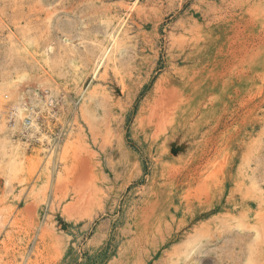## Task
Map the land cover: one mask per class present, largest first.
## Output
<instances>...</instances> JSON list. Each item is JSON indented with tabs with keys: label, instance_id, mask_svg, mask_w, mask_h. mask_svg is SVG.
Returning a JSON list of instances; mask_svg holds the SVG:
<instances>
[{
	"label": "rangeland",
	"instance_id": "rangeland-1",
	"mask_svg": "<svg viewBox=\"0 0 264 264\" xmlns=\"http://www.w3.org/2000/svg\"><path fill=\"white\" fill-rule=\"evenodd\" d=\"M27 1L32 9L44 8L43 15L45 8L72 9L52 21L54 50L65 44L59 29L66 28L73 50L87 51L91 62H78L86 74L81 81L67 79V95L48 92L27 70L20 87L35 84L23 103L37 113V129L28 125L18 133L14 118L0 121V264H169L174 249L184 250L198 233L184 227L182 239L160 240L192 216L199 217L189 226L203 228L195 237L197 264H264V0ZM97 19H123L112 63L100 61V49L113 30ZM200 34L208 37L205 45L213 50L231 108L217 101L213 137L205 118L166 158L164 141L143 148L136 117L155 81L177 64L179 44L192 46L196 39H188ZM4 40L0 31V111L13 101L2 79L17 60ZM67 69L71 76L72 67ZM69 99L84 118L80 112L76 122L68 118ZM103 117L111 140L101 139ZM55 146L65 165L59 160V183L42 189L39 172L43 163L50 168ZM162 194L165 203L156 200Z\"/></svg>",
	"mask_w": 264,
	"mask_h": 264
},
{
	"label": "bare ground",
	"instance_id": "bare-ground-1",
	"mask_svg": "<svg viewBox=\"0 0 264 264\" xmlns=\"http://www.w3.org/2000/svg\"><path fill=\"white\" fill-rule=\"evenodd\" d=\"M38 6L39 4L35 3L33 7H38ZM33 9L27 0H1L0 1V29H1L0 31L4 35V39H5L4 44L6 46V51L9 52V55H11L12 58L17 56V60L14 61L12 64L13 73H10V75L6 77V81L3 80L4 77L2 79V81H4L3 84H5V82H8V84L6 83L7 84L6 88L7 87L10 88L9 91L13 92V93L8 92L5 96L7 98H11V100L13 98V101L11 102L12 105L9 104L7 105L8 107L5 106V111H0L1 112L0 116H3V117H0V121L3 122V120L7 119L9 116L10 118L11 117L14 118V126L15 128H17L16 131L18 133L21 131L22 128H27L28 125H29L30 130L32 129L35 130L38 127L37 124H35L34 122V118L36 116L35 114L37 113L34 111L33 107H31L29 104L23 103L27 101V99L23 98L24 97L23 95L26 94L27 90L30 87L35 89V84L30 86V85H27L28 83L20 87V85L24 81V78L26 77V72H28L27 70H32L39 75V77L36 76V78L38 79L37 81L40 80V83L38 82L37 83L40 86L43 84L46 85L47 87L46 89L48 92L49 91L51 92L52 89H55L57 91H62L63 93H65V95H67L66 94L67 91H65L64 89V87L67 86V85L66 86L64 85L67 79L69 78L71 79V81L73 80V82L81 81L83 79L84 73L86 74V71L84 72L86 68H83L84 70L82 72L78 71L79 69L77 70V67H80V65L78 66V62L82 61L83 59H84L83 61H86L84 63L89 64L91 62L89 54H87L88 53L87 51L84 52L83 54H80V53H77L76 50H73V47L70 45L71 43L70 38L67 37L68 34H67L66 28L59 29L61 36L65 37V44L60 45L61 47H59L58 45V47L60 48L59 51L57 50L55 52L54 50V44H53L54 42L52 40L53 38H51V32L53 29L51 25H54L52 24V21L58 15H71L72 9L64 8L61 10V12L57 10L56 12L54 8L51 10L50 8L49 9L45 8L46 14L44 13V15L42 14V12H44L43 10L44 8L40 7L38 9L36 8H33ZM97 20L98 22L100 23L103 22L106 24V26L110 27V28L109 27L106 28L107 31L113 30L112 35L107 36V40H105L106 42L105 41L103 42L101 46L102 49H100L101 51H103L101 53L102 58H100V61L102 62L107 61V63L109 61V63H112L110 62V59L113 57V54H112L113 47L117 45L116 44L117 38L119 35H121L122 29L124 27L123 19H97ZM41 22L43 23L42 27L40 26ZM200 35L201 37H205V36H202V34ZM200 35H198L199 38L197 37V35H195L192 38L188 39V41L190 42L192 41V39H196V43L192 44V46H190L189 44H185V42H182L179 44L178 49L180 53H179L178 59H176L175 61L177 64L171 67L170 69H168L165 72V74H163L161 77H159L155 81V83L153 84L151 90L149 91L145 99L144 108H141L139 115L136 117L137 118L136 126L138 130L137 132L140 134V137L142 136L145 139V143H143V141L140 140L143 148L146 150L148 147L151 148L152 145H157L164 141L162 144V147L165 150V154L163 156H166V158L169 157V155L174 151V149L177 151L182 148L181 144L184 141L183 139H186V138L188 139L192 137V135H195L197 130L195 131V133L194 131L192 132V130L194 129V127L196 129L197 125L200 124L202 120L205 118L210 119V123H208L206 127H207V133H209V138L213 137V135L215 134L217 130V120L211 121L212 119L211 116L214 115V112L216 111L215 106H217V101L225 102L228 105V107L231 106V103L227 101L226 99L227 96H224L227 91H224V83L221 82L220 74L217 73L220 71L214 70L213 50H207L208 47L205 45L206 41L208 42V37H205L202 39ZM197 39H202V40L197 42ZM118 47L120 48V46H116V48ZM192 49L195 50L196 53L195 51H193L194 53H191ZM80 55H83V57H80ZM83 61H82V64H83ZM67 64L70 65V67H72L73 69L71 76L67 74V72L69 71V69H67ZM106 66L107 64L105 65V67ZM256 70L257 72H255ZM256 70H253L252 72L255 74H258V76H262L261 70L259 71L258 69ZM79 72L81 73L80 76H79ZM245 72L246 71H240V76H242V74ZM7 73L9 72L7 71ZM244 84H246V82ZM12 86H14L15 88L13 89ZM240 88L242 89V87ZM96 92L97 91H95L94 93L96 94ZM87 94L90 95L89 96L90 98H93L94 96L93 92H92L93 96L91 95V93H87ZM250 94H247L246 96L250 98L252 96ZM9 95H11L12 97H9ZM3 97L4 96H2V98ZM2 98L0 99L2 100ZM71 100L70 99L65 100L66 102L68 101L67 102L68 108H69V111L67 110L69 112L68 118H70V120H73V121L75 120L76 122L77 117L79 116L80 108H78L79 107V105H77L78 102L71 101ZM65 101L63 102L65 103ZM44 102L45 103L41 105V107L39 106L41 110L43 108H47L46 99H44ZM241 102L243 103V101ZM73 104L75 105L74 107H73ZM3 108H4V105H3ZM2 109L0 107V110ZM98 111L100 112L101 109L100 110L98 109ZM81 112H80V115H81ZM100 115L102 116V113ZM83 116L82 118H84ZM103 118H101V120L100 119L98 120L99 122L102 121L104 123L103 124L101 122L102 125H106V127L104 128L102 127L106 131L103 130L104 134L102 135L101 139H104L103 137H106L105 135H108L109 136L108 140L109 139L111 140L112 132L110 133L109 131L110 129L107 127L108 124L106 123V121H104L106 117H103ZM86 119L87 118H85L84 120ZM107 122H109V120ZM68 123L70 124V122ZM97 124L99 123H96L95 125ZM81 130L82 129H80L79 131ZM99 131L98 133L100 132L102 133V131L100 132ZM185 131L187 134H185ZM180 134H182V137H180ZM49 152H50L49 160L51 162V166L49 168L47 167L48 165L46 163H43L41 172L39 173H40L41 182H43L42 189L45 188V186L49 187L50 185L49 190H51L53 183L57 181L60 177V173L58 171V166H59L58 163H59V160H61V162L63 161L62 160L63 156L62 154L60 155L57 152L56 146L55 148H53V150ZM62 164L64 163L62 162ZM69 169L71 168L69 167ZM63 172H65V170H63ZM30 173L32 174V172ZM65 175H66V172H65ZM58 183H59V180H58ZM58 183L57 185L59 186ZM165 199H166L165 194H162V196H160V198L156 200L157 201L161 200V203H165L166 201ZM260 201H258L259 203L257 202L259 205L262 203V201L261 203ZM46 205H47V202H46ZM51 206L52 205L50 202L47 208L51 209ZM261 206L263 205L261 204ZM46 209H44V211ZM162 210L163 211L160 210L158 212H160L161 214L162 212L166 211V208ZM259 215L263 217L262 214H259ZM197 217L199 216H192L190 218V221H185L180 226L176 227V229L169 230V233H167L166 236L162 237L160 241L170 243V242H174L177 239H182L185 234H182V235H179V234L184 230V227L186 228L191 227L192 230H195L193 233L195 234L198 233L197 235H199L200 231L197 228L200 227V229H203L202 225L201 226L199 225L189 226L191 225L192 222L195 221ZM256 218H258V216ZM254 220L256 221V219ZM254 220H253V225L256 223L258 224V222L254 223ZM157 221H159V219ZM185 223L187 225H185ZM3 224L4 223L0 225V231L4 230ZM197 235L196 236L194 235V236L197 237ZM195 237H192V236L191 238L188 237L186 241L187 243L184 246V250L181 251V249H183L181 247L180 249L178 248L174 249L173 254L176 255V258L174 256L175 261L172 260L171 263L169 264H197V261H193L194 260L193 256L196 253L197 245L200 242V238L199 240H196Z\"/></svg>",
	"mask_w": 264,
	"mask_h": 264
}]
</instances>
